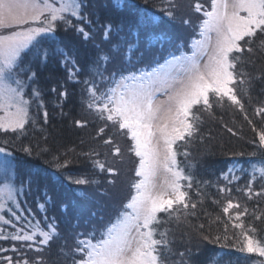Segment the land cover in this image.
<instances>
[{
	"label": "snow or ice",
	"instance_id": "snow-or-ice-1",
	"mask_svg": "<svg viewBox=\"0 0 264 264\" xmlns=\"http://www.w3.org/2000/svg\"><path fill=\"white\" fill-rule=\"evenodd\" d=\"M166 3L161 11L175 19L176 0ZM90 7L87 0H0V133L5 134L0 142V241L11 245L0 247V253L14 254L0 255V264H30L24 256L25 248L35 247L39 252L60 237L57 219L47 215L51 198L46 192L44 202L36 201L38 212L24 207L28 201L21 200V196L32 192L33 172H20L13 151L9 150L12 141L7 139L11 133L18 140L26 125L35 126L38 110L44 107L41 92L31 87L37 73L30 62L26 63L29 53L42 62L59 57L68 80L82 86L83 106L102 122L98 135L114 129L128 138L127 151L138 158L127 202L101 228L76 234L72 264H172L171 230H160V226L173 222L183 225L186 234L195 233L204 241L264 258V210H250L246 203L229 198L223 206L226 218H215L219 230L213 232V222H200L205 198L201 182L196 181L194 189L193 175L185 172L178 159L183 156L187 160L190 156L187 145L198 137L204 117L217 119V110L226 108L239 112L258 138L252 142L261 155L252 162L248 182L235 191L244 193L248 200L264 198V102L253 108V117L260 118L259 127L246 107L252 100V82L264 79V71L259 75L248 73L243 67L247 60L242 59L244 53L249 57L264 54V0H210L207 9L197 3L195 10L202 12L203 18L195 34L200 38H192L190 53L184 51V44L175 45L176 51H169L162 63L137 67L132 57L138 44L129 42L124 47L127 66L120 69L110 67L121 52L119 44H112L113 24L91 19L96 13L90 12ZM94 24L102 37L100 44H95ZM59 29L72 31L82 42L93 44L94 54L85 67L64 48L43 46L45 41L55 40ZM105 42L112 46L103 47ZM51 91L55 93L56 88ZM59 96L67 98V89ZM42 119L47 123L46 110ZM87 123L76 121L79 127H86ZM227 130L236 134L230 127ZM104 144L113 145L112 154L121 156V148L114 145L112 138L105 139ZM178 146L184 150L179 152ZM37 148L21 144L19 150L29 157H41L50 151ZM82 155L99 172L117 174L106 158H100L107 154L91 149ZM45 163H51L55 170L52 176L57 181L67 180L76 185L99 183L88 176L65 174L62 170L72 163L66 153L63 158L53 154ZM257 178L261 181L259 190L254 187ZM221 179L225 183L216 185L217 190L231 195L234 189L228 185L239 179L234 169L229 168ZM204 215L208 216L206 210ZM17 252L19 258H15ZM188 253L191 255V250ZM179 255L181 264H188L185 253Z\"/></svg>",
	"mask_w": 264,
	"mask_h": 264
},
{
	"label": "trees",
	"instance_id": "trees-1",
	"mask_svg": "<svg viewBox=\"0 0 264 264\" xmlns=\"http://www.w3.org/2000/svg\"><path fill=\"white\" fill-rule=\"evenodd\" d=\"M87 2L91 5L89 11L96 13V15L91 16V19L96 20L98 18L101 24L110 18H112L114 24L119 16H124L130 20L127 22L130 25L125 23L121 27L124 29L113 30L112 38L124 36L126 32H129L132 35L128 40L137 41L135 34L138 33V28H140L139 36L141 37L154 36L155 39L161 38L164 36L166 28L172 23L170 21L176 20L169 18L161 11L162 8L167 7L166 0H107L100 1V3L99 0L90 2L87 0ZM176 3L177 5L181 4L180 0H176ZM180 4L175 10V18L181 17ZM206 5L203 7L204 9L208 8ZM192 7L198 17L193 33L188 35L185 40L184 51L191 49V40L198 32L197 25L203 18L202 12H197L195 6ZM153 17H155V20H153ZM189 21L191 22V18ZM93 28L96 29L95 33L99 31L97 25L94 24ZM95 44L97 43L95 42ZM43 46L46 48L52 46L64 48L77 58L81 67H85L89 63V58L94 54L92 43L82 42L78 34L63 29L57 31L55 40H47ZM169 51H176V48L166 51L158 58L150 60L139 67L162 61L167 57ZM242 59L247 60L243 67L248 73L259 75L264 71V54L258 53L249 57L247 53H244ZM25 60L26 63H31L33 70L37 73L35 82L31 84V87L41 92L44 107L38 110L40 115L37 118L36 125H26L24 133L18 140L11 133L7 135V139L12 141L9 150L13 151L15 161L24 160L27 162L24 172L20 170L22 174L28 171L33 172L32 192L25 196L28 199L27 206L38 212L36 201L39 199L40 202H44L43 194L46 192L47 196L51 198L47 204V215L57 219L60 237L54 239L50 245L44 246L39 252L35 250V247L32 249L25 248L23 250L24 256L30 261V264H33V262H36V264H72L73 257L71 253L75 247L74 242L76 244V234L83 229L84 224H87V220L92 219L95 215L94 213L79 214L77 212L78 206L82 202L88 206H93L96 200H93V197L107 195L112 186L108 181L115 178V175L101 173L99 170L94 169L90 160L82 153L95 149L100 153L107 154L106 157L102 155L100 158H106L117 173V168L113 162V145L104 144L105 139L112 137L106 130L103 135H98L99 128L103 126L101 125L102 122L83 106L82 86L68 80V73L64 65L60 63L59 57H49L47 62H42L32 53H29ZM237 67L239 68L241 65L238 64ZM52 88H56L55 93L51 91ZM64 89H67V98L59 96V93ZM250 95L252 100L250 104H246V107L249 116L256 121L257 127H259L260 118L253 117V108L261 106L264 102V79H256L252 82ZM26 97L29 99L30 94ZM32 109L35 114L37 111L35 104L32 105ZM44 110L48 112L47 123H44L42 119ZM217 117V119L204 117L205 122L198 137L187 145L190 156L187 160L183 156H178L185 172H191L193 175L194 189L196 181L201 182L200 190L205 193V198L203 209L200 212V222H213V232L219 230L214 223L215 218L217 216L226 218V214L223 213V206L226 205L229 198L233 199L234 202L246 203L250 210L253 208L264 210V198L248 200L244 193L235 191L236 187H243L248 182L249 176L247 173L252 171V162L260 158L261 150L252 142L254 138H258L255 137V133L239 112L227 108L217 110ZM219 117H222V119ZM77 120L87 121L88 123L86 127H79L76 124ZM229 127L233 129L235 135L228 132L227 128ZM4 139L5 135L1 136L0 142H3ZM21 144L30 145L36 150H38L37 146L40 148L46 147L50 151L41 157H29L19 150ZM114 145L116 144L114 143ZM183 150L178 146L179 152ZM65 153L67 159L72 161L69 168L62 170L65 174L88 176L99 181V183L76 185L67 180H55L52 176L55 170L51 163H45V161H50L53 154L61 155L63 158ZM253 153L256 155L253 156ZM116 157L118 158V156ZM229 168L234 169V174L239 177L238 180L228 185L234 189L231 195L219 192L216 187V185H224L225 182L221 179V176ZM241 168L244 169V172L240 171ZM57 174L59 175V173ZM204 181H211L212 183L205 185L203 184ZM260 184L261 181L257 178L254 187L259 190ZM81 192L85 195L81 196ZM191 194L193 198H196L194 191ZM128 195L124 198L122 204L127 202ZM214 200H219L220 203H213ZM205 210L208 213L207 217L204 215ZM161 216L163 217V214ZM37 218L39 219L40 216L38 215ZM190 219L193 223H196L194 218ZM164 228L171 230L170 237L173 240L171 244L173 250L171 255L172 264H181L179 255L181 252L185 253L184 259L188 261V264H260L261 258L255 256V254L240 253L231 246L222 247L204 241L197 237L195 233L186 234L187 229L183 225L177 226L174 222L166 223L160 226V230ZM0 247L10 248L11 245L5 241L0 244ZM188 250H191V255H189ZM0 255L13 256L14 254L8 251L7 253H0ZM19 256L20 253L17 252L15 258H19Z\"/></svg>",
	"mask_w": 264,
	"mask_h": 264
},
{
	"label": "rangeland",
	"instance_id": "rangeland-1",
	"mask_svg": "<svg viewBox=\"0 0 264 264\" xmlns=\"http://www.w3.org/2000/svg\"><path fill=\"white\" fill-rule=\"evenodd\" d=\"M90 1L93 0H89V2ZM100 1L103 2L107 0H99V3ZM180 2L181 4L180 3L179 4H180L181 17L179 18L178 16L177 18H175L176 20L170 21L172 23L168 26V28H166V30L164 29L165 33L162 39H160V37L155 39L154 36L148 38L141 37L139 36L140 28L137 29L138 33L136 32L135 34V39L137 41L128 40V38H130L132 35L129 32H126L124 36H120L116 38L113 36L114 38H112V40L113 39L115 40L112 41V44L113 45L119 44L121 48V52L117 56L115 63L110 65V67L114 69H120L127 66V60L124 57V47L129 42L138 44V51H136L132 57L133 64H135L137 67L141 66L142 64H145L150 60L158 58L159 56H161L163 53H165L170 49H175V45L185 44V40L187 36L192 34L194 31L195 22H197V17H198V14H196L193 11L192 6H195L197 3H199L203 7L205 6V4H207L206 6L208 7L209 0H180ZM190 18H191L190 25L185 24L183 22L185 20L189 21ZM105 21H110L113 24L112 18L106 19ZM128 21H130L128 18L124 16L122 17L119 16V18L115 21V23L117 24L116 25H114L115 23L113 24V30L124 29L121 27L125 25V23H127ZM127 24L130 25L129 23ZM95 34H96L95 42L97 44H100L101 36L99 31ZM195 38L199 39L200 37L196 36ZM102 46L107 48V47H111L112 45H109L108 42H105L104 45ZM141 53L143 54L142 57H141ZM25 98L27 99V97ZM161 99H163V97H161ZM106 131L113 138L114 143L121 148V156H118L119 159L116 156L113 157L114 166H116L117 168L118 175H115V178L113 179L115 183L112 184L111 187H110L111 184L109 185L110 192H108L107 195L105 194V195H99V197L97 196L93 197V200L96 199L93 206H88L84 202L80 203L77 209V212L79 214L94 213L95 215L92 217V219L87 220V224H84L83 229L79 232H87L91 230L93 227L99 229L101 228L102 225L106 223V221L114 217L116 213V209L122 205V201L129 194L130 184L135 179V169L138 166V158L135 157L134 153H130L127 151L128 143H129L128 138L116 132L114 129H106ZM4 135L5 134L0 133V137ZM15 162L17 163V166L21 171L24 170L27 164V162L24 160L22 161L16 160ZM24 199L27 198L24 195H22L21 200ZM24 207L27 208L29 206L25 204ZM31 209L33 212H36L34 208ZM262 235H264V233H262ZM2 242L5 241H1L0 244H2ZM74 246H75V242H74ZM261 260H264V258H261Z\"/></svg>",
	"mask_w": 264,
	"mask_h": 264
}]
</instances>
